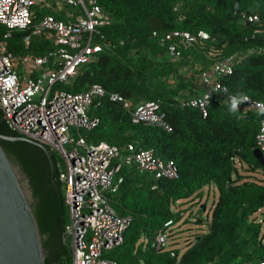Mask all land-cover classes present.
Instances as JSON below:
<instances>
[{
  "label": "trees",
  "instance_id": "1",
  "mask_svg": "<svg viewBox=\"0 0 264 264\" xmlns=\"http://www.w3.org/2000/svg\"><path fill=\"white\" fill-rule=\"evenodd\" d=\"M98 1L111 15L112 23L103 32L113 45L83 66L73 83L57 87L81 92L99 83L107 93L119 92L134 104L159 100L172 131L134 124L123 105L107 94L95 99L90 110V115L100 119L99 125L82 130V135L95 143L106 140L123 147L133 142L137 148L153 149L162 159L174 160L179 170L177 178L167 179L155 178L137 167H123L124 181L108 194L116 212L132 220L124 242L105 256L119 264H260L264 260V231L257 214L264 208V165L254 150L264 110L243 112L237 107L233 112L232 105L222 100L213 102L208 116L203 117L198 108L182 107L179 99L185 91L191 95L203 91L200 75L212 63L240 53L241 61L224 81L228 92L264 103V53L253 52L264 44V33H256L255 25L241 17L243 11L264 17V0ZM5 29L0 25V40ZM155 29L163 33L206 30L210 38L203 46L183 48V57L173 60L168 47L152 35ZM29 34V29L14 30L8 39L9 50L24 55L45 54L55 48L39 35L32 36L26 47L24 38ZM211 48H218L220 54L212 56ZM0 133L22 136L8 127L1 106ZM1 143L28 178L46 264H72L64 233L69 208L65 183L59 177L61 154L49 145L25 140L1 139ZM256 171L262 173L261 179L251 175ZM211 184L219 195L206 232L196 235L184 250L173 249L175 255L171 249L145 247L144 236L153 238L169 219L181 221V213L173 208L178 201L202 198L204 187ZM199 210L204 209L201 206Z\"/></svg>",
  "mask_w": 264,
  "mask_h": 264
},
{
  "label": "built area",
  "instance_id": "2",
  "mask_svg": "<svg viewBox=\"0 0 264 264\" xmlns=\"http://www.w3.org/2000/svg\"><path fill=\"white\" fill-rule=\"evenodd\" d=\"M57 5L75 7L76 12L70 13L75 14V19L66 22L45 14L36 20V8ZM241 15L245 22L255 25L256 33H264V17L245 11ZM111 23V15L98 0H0V25L6 28L0 40L3 119L12 131L49 145L63 158L59 177L65 183V202L69 208L64 233L70 242L72 264H119L105 254L124 242L132 219L116 212L108 192L116 191L124 181L121 175L124 165H135L155 178L175 179L179 176L175 161L162 159L153 149L137 148L133 143L124 148L105 141L93 143L82 135L83 129L90 130L99 124V118L92 117L89 109L95 99L107 94L130 112L134 123L144 122L172 131L159 100L134 104L120 93H107L101 84H94L88 91L80 93L57 88L58 84L74 78L83 66L95 61L106 47L113 45L103 32V28ZM27 29L33 35H45L57 47L45 55L16 56L8 48V39L14 30ZM152 35L168 47L173 60L183 57V48L205 45L210 38L206 30L196 33L181 29L165 33L153 30ZM30 41L31 35H27L25 44L29 45ZM254 51L264 53V44ZM209 53L216 56L220 51L211 48ZM242 57L236 53L212 63L200 75L199 84L203 91L196 95L185 91L179 99L181 106L198 108L203 117L208 116L213 102L222 100L231 105L239 101L237 107L243 112L263 111V102L247 95L243 96L247 97L246 100L237 98L229 94L224 83ZM19 66L25 69L24 75ZM35 71L38 76H34ZM256 142L264 152V118ZM180 210L174 208L176 212ZM180 213L183 220L186 212ZM176 224L169 219L153 238L144 236L141 241L145 247L166 250ZM260 264H264V260Z\"/></svg>",
  "mask_w": 264,
  "mask_h": 264
},
{
  "label": "water",
  "instance_id": "3",
  "mask_svg": "<svg viewBox=\"0 0 264 264\" xmlns=\"http://www.w3.org/2000/svg\"><path fill=\"white\" fill-rule=\"evenodd\" d=\"M1 139L25 140L45 147L25 136L0 133V264H46L42 234L34 208ZM254 154L264 165L263 151L256 148ZM202 207L206 209L205 204Z\"/></svg>",
  "mask_w": 264,
  "mask_h": 264
},
{
  "label": "rangeland",
  "instance_id": "4",
  "mask_svg": "<svg viewBox=\"0 0 264 264\" xmlns=\"http://www.w3.org/2000/svg\"><path fill=\"white\" fill-rule=\"evenodd\" d=\"M13 163L19 173L21 180L23 181L28 198L32 204L34 202V198L32 196V190L29 185L28 178L25 173L18 167L17 163H15L14 161ZM251 175H254L255 178L259 177L258 179H261V177H263L262 173H260L259 171H256V175ZM218 195L219 192L216 185L211 184L204 187V196L202 198L190 197L189 199L180 200L174 205L173 208L175 209L184 208L186 214L184 219L181 220L182 223H180V221L172 228V235L170 239V241L172 242L166 244L168 249H175L180 247L184 250L190 243L195 240L196 235L206 232L209 229V221L211 218L212 209L218 198ZM203 204L206 205V209L200 212L199 208ZM188 217L189 222H185ZM257 218L262 222L264 231V208L261 209L260 212H258Z\"/></svg>",
  "mask_w": 264,
  "mask_h": 264
},
{
  "label": "crops",
  "instance_id": "5",
  "mask_svg": "<svg viewBox=\"0 0 264 264\" xmlns=\"http://www.w3.org/2000/svg\"><path fill=\"white\" fill-rule=\"evenodd\" d=\"M99 2V1H98ZM36 11H37V13H38V16L36 17L37 18V20H40V18H41V15H45V14H51V15H54L55 17H57V19H61V20H63V21H66V22H69V21H72V20H74L75 19V14H70V13H73V12H76V9H75V7H73V6H71V5H60V6H53V7H51V8H36ZM29 35H31V40H32V36H35V35H33L32 33L31 34H29ZM39 36H41V35H39ZM45 39H47V40H49V41H51V39H49L48 37H46L45 35L43 36ZM24 42H25V38H24ZM53 44H54V42L53 41H51ZM31 44V41H30V43H29V45ZM29 45H26V47H28ZM54 46H55V44H54ZM201 46H203V45H201ZM55 47H57V45L55 46ZM48 53V52H47ZM47 53H45V54H47ZM26 54H29V53H26ZM26 54H24V55H26ZM33 54H35V53H33ZM45 54H37V55H45ZM16 55V54H15ZM16 56H18V57H20V56H23V55H16ZM92 63V62H91ZM49 66H51V65H49ZM47 67V66H46ZM199 69H202V67L201 68H199ZM19 71L24 75L25 74V69L24 68H21L20 66H19ZM34 76H38V72L37 71H35L34 72ZM77 76V75H76ZM75 76V77H76ZM75 77L74 78H71V79H69L67 82H65V83H63V84H71V83H73V81L75 80ZM94 84H99V83H94ZM94 84H92V85H90L86 90H84V91H81V92H85V91H88V89H90ZM57 88H60V87H57ZM63 89V88H62ZM72 92V91H71ZM115 92V91H114ZM74 93H80V92H74ZM117 93H119V92H117ZM201 93V92H200ZM199 93V94H200ZM121 94V93H120ZM150 101V100H149ZM119 103V102H118ZM91 108H92V105H91V107H90V109H89V114H90V110H91ZM127 110V109H126ZM128 111V110H127ZM129 112V111H128ZM130 113V112H129ZM131 115V114H130ZM92 116V115H91ZM92 117H97V116H92ZM133 122V121H132ZM99 123H100V119H99ZM134 123V122H133ZM134 124H146V123H144V122H140V123H134ZM99 125V124H98ZM148 125H150V124H148ZM154 126V125H153ZM96 127V126H95ZM93 129V128H92ZM92 129H90V130H92ZM83 130H86V129H83ZM86 137V136H85ZM102 141H105V142H108V141H106V140H102ZM102 141H100V142H102ZM100 142H97V143H100ZM93 143H95V142H93ZM108 143H110V142H108ZM128 143H133V142H128ZM128 143H126L123 147H121L120 145H118V144H114V145H118L119 147H121V148H124ZM112 144V143H111ZM135 146H136V144L135 143H133ZM137 147V146H136ZM123 167H136L135 165H133V166H128V165H124ZM122 175V174H121ZM123 176V175H122ZM124 177V176H123ZM183 209V208H182ZM180 210V211H183L184 212V209L183 210ZM180 211H177V212H180ZM176 212V211H175ZM186 212V211H185ZM181 219H182V217H181Z\"/></svg>",
  "mask_w": 264,
  "mask_h": 264
},
{
  "label": "clouds",
  "instance_id": "6",
  "mask_svg": "<svg viewBox=\"0 0 264 264\" xmlns=\"http://www.w3.org/2000/svg\"><path fill=\"white\" fill-rule=\"evenodd\" d=\"M242 99H247V97H242ZM238 103H239V101H237V102H234L233 104H232V106H231V111H233V112H235L236 110H237V106H238ZM264 153V152H263ZM72 255V254H71Z\"/></svg>",
  "mask_w": 264,
  "mask_h": 264
}]
</instances>
